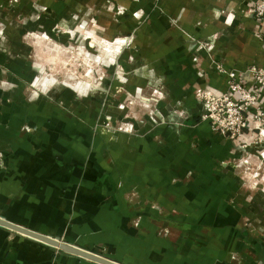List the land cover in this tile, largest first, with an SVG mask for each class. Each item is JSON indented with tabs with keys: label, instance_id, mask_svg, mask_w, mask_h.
Masks as SVG:
<instances>
[{
	"label": "rangeland",
	"instance_id": "rangeland-1",
	"mask_svg": "<svg viewBox=\"0 0 264 264\" xmlns=\"http://www.w3.org/2000/svg\"><path fill=\"white\" fill-rule=\"evenodd\" d=\"M257 1L247 3L246 13L254 16L255 33L263 38L264 28L253 14ZM162 2L0 0V114L24 112L30 120L19 130L29 135L60 130L61 117H68L66 130L75 131L77 119L90 133L86 158L99 155L106 164L109 146L123 153L124 137L134 140L160 128L167 137L154 140L163 146L206 124L213 136L236 146L231 158L214 160L216 170L231 172L245 190L256 192L258 179L264 178V66L227 69L214 56L231 33L212 18L231 26L239 11L210 2L206 11H196L198 22H189L180 20L178 11L163 9ZM235 29L241 31L242 25ZM204 58L218 73L213 79L202 68ZM245 102L256 103L245 116L251 130L232 132L229 115ZM257 106L261 120L251 116ZM12 141L8 134L0 138V165L8 169L13 152L3 145L10 149ZM123 196L127 204L133 197L129 189ZM146 205L164 211L157 204ZM255 211L250 208L244 220V228L262 245L248 250L252 257L264 253V230L253 231ZM139 221L133 217L131 222L137 228ZM91 252L114 255L101 248ZM243 254L231 250L230 264H245Z\"/></svg>",
	"mask_w": 264,
	"mask_h": 264
},
{
	"label": "crops",
	"instance_id": "crops-1",
	"mask_svg": "<svg viewBox=\"0 0 264 264\" xmlns=\"http://www.w3.org/2000/svg\"><path fill=\"white\" fill-rule=\"evenodd\" d=\"M250 1L163 0L161 5L189 22H198L196 11H206L210 2L235 7L238 19L231 26L212 18L231 33L214 56L227 69L242 71L251 64L264 66V35H256L255 18L246 13ZM208 64L207 58L201 62L213 79L218 73ZM223 85L221 80L219 86ZM260 99L264 104V93ZM26 118L24 112L0 114V138L8 134L15 144L10 149L3 145L13 153L10 169L0 165L1 218L88 251H112L114 255L107 257L120 264H230L234 249L243 250L245 264H264V253L256 258L248 254L262 245L244 228L251 208L256 209L253 231L264 230V178L251 192L231 172H218L214 160L231 158L236 146L213 136L206 124L163 146L154 140L167 137L160 128L134 140L124 137L123 153L109 146L106 164L99 155L86 158L90 133L81 121L76 119V130L68 132V117H61L60 130L29 135L19 130L29 122ZM127 189L133 196L128 204L123 196ZM133 217L140 219L137 228ZM184 235L186 243L180 242ZM0 264L98 263L0 226Z\"/></svg>",
	"mask_w": 264,
	"mask_h": 264
},
{
	"label": "water",
	"instance_id": "water-1",
	"mask_svg": "<svg viewBox=\"0 0 264 264\" xmlns=\"http://www.w3.org/2000/svg\"><path fill=\"white\" fill-rule=\"evenodd\" d=\"M0 226H4L10 230L18 232V233L23 234L25 236H28L30 238L36 239L37 241H40L42 243L57 247L66 253L74 254V255L86 258V259L94 261L98 264H120L116 261H113V260L106 258L104 256H101L99 254H96V253H93L91 251L85 250L83 248L68 244L66 242H62L58 239L46 236L44 234H40L38 232H35V231L30 230V229L23 227L21 225L10 222V221H8L4 218H1V217H0Z\"/></svg>",
	"mask_w": 264,
	"mask_h": 264
},
{
	"label": "built area",
	"instance_id": "built-area-1",
	"mask_svg": "<svg viewBox=\"0 0 264 264\" xmlns=\"http://www.w3.org/2000/svg\"><path fill=\"white\" fill-rule=\"evenodd\" d=\"M253 14L256 16V18L259 20L260 23H264V0H258L254 4ZM245 104L246 106L243 105L239 106L237 109H235V111L232 114L229 115L231 125L228 126V129L231 130L232 132H234L235 130L240 131L241 128L244 129L246 125V120L249 119L248 116L245 117L246 114L248 113V109L252 107L251 104L255 105L256 103L245 102ZM252 115L253 117L261 120L262 112L260 111V108L258 106L254 109L251 116Z\"/></svg>",
	"mask_w": 264,
	"mask_h": 264
}]
</instances>
